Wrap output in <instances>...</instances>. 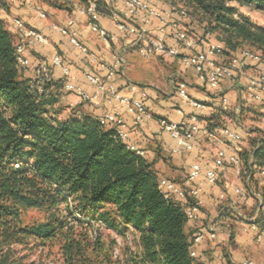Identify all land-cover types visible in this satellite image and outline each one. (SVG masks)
<instances>
[{
	"label": "trees",
	"instance_id": "trees-1",
	"mask_svg": "<svg viewBox=\"0 0 264 264\" xmlns=\"http://www.w3.org/2000/svg\"><path fill=\"white\" fill-rule=\"evenodd\" d=\"M77 1L82 6L94 1L101 15L110 13L104 0ZM173 2L186 6L177 18L182 28L190 27L188 19L204 26L200 42H218L228 58L247 46L264 61V25L248 16L264 15V0ZM0 11H9L7 0H0ZM17 46L0 17V264H44L32 258L46 249H58L63 264H118L117 241L107 244L104 229L138 235L133 264H201L191 256L185 211L165 198L154 164L98 119L76 113L61 118L53 89L62 85L24 79ZM214 120H207L208 129L221 127ZM251 135L249 149L240 153L241 176L251 193H259L264 131ZM261 196L254 209L264 222V191ZM31 212L41 218L26 222Z\"/></svg>",
	"mask_w": 264,
	"mask_h": 264
},
{
	"label": "crops",
	"instance_id": "crops-1",
	"mask_svg": "<svg viewBox=\"0 0 264 264\" xmlns=\"http://www.w3.org/2000/svg\"><path fill=\"white\" fill-rule=\"evenodd\" d=\"M39 1H25L20 8L16 1L9 0V11H0V17L5 20L18 44L23 42V38L22 32L14 26L15 19L22 20L27 28L38 31L46 38V43H37L26 49L24 57L29 61V66L23 68V78L40 86L39 65L46 64L51 80L62 85L61 89H53V92L57 94L59 103L68 108V112L95 119L107 113L119 114L127 125L129 143L154 164L160 179H168L186 192L193 185L201 187L198 200L202 205L198 217L186 226V233L192 241L198 232L205 234L204 240L194 246L199 263L244 264L245 261H252L254 264H264V222L262 219L258 221L260 211L254 209L256 201L262 200L264 174H256L259 193L243 198L237 194V190L245 185L236 169L227 165L222 171L215 166L219 151L225 152L228 162L232 156H240L242 151L249 149L248 141L254 136L251 135L252 131H264V95L262 101H253L248 98L247 91L250 79L260 70L264 71V66L250 63L243 76L223 82L216 89H207L201 86L193 68L182 65L180 57L153 55L145 58L140 55L138 47L142 45L138 44L137 37L120 30L119 24L130 23L145 28L152 39L161 38L166 45L180 48L182 55L187 52L182 49L170 26L162 32L158 20L151 19L145 24V13H141L138 18H127L125 14L128 10L124 0H104L110 13L100 16L99 25L113 38L109 41L103 40L91 29L89 19L78 11L82 5L77 0H67L65 8L46 7L40 5ZM147 1L159 10H168L162 1ZM42 14L46 17L42 18ZM70 19L75 20L78 40L87 52L73 45L70 38L61 33L60 28H64ZM211 43L218 42H197L194 52L206 51ZM56 56H60L69 68L68 77L62 68L53 65ZM116 57L124 59L122 72L113 79L116 91L122 97L142 101L149 114L139 124H135V118L128 112L127 105L117 101L110 103L106 95L96 93V88L87 78V74L105 78L106 68L114 63ZM224 59L228 57L223 56ZM64 82L81 88L94 98L93 101L83 102L78 94L65 91ZM133 86L137 87L136 91L132 90ZM181 87L192 100L205 107L195 108L181 100L178 96ZM224 98L228 101L227 105H224ZM71 115L60 117L68 118ZM193 117L198 119L202 128L207 129V120L216 118L212 122L221 127L213 129L230 127L241 134L243 141H211L202 134L194 141V149L187 151L179 147L170 134L163 132L158 123L160 119H168L177 124L189 123ZM195 164L200 166L201 174L191 184L188 174ZM211 170L217 172L215 185L206 182V173ZM242 217L249 221L244 222ZM212 234L216 236L215 239L210 237Z\"/></svg>",
	"mask_w": 264,
	"mask_h": 264
},
{
	"label": "built area",
	"instance_id": "built-area-1",
	"mask_svg": "<svg viewBox=\"0 0 264 264\" xmlns=\"http://www.w3.org/2000/svg\"><path fill=\"white\" fill-rule=\"evenodd\" d=\"M127 7L125 16L127 18H138L141 13L146 14L145 24H148L151 19L158 20L161 25V31L170 26L177 41L180 43L183 50L187 54L182 55L180 48L170 47L161 38L152 39L149 37L148 32L145 28H139L130 23L119 24V29L130 35L137 37L138 44L142 45L138 47L140 55L145 58H149L153 55H160L163 57L176 58L180 57L182 65L193 68L198 76L199 82L202 87L207 89H216L223 82L232 81L235 78L241 77L245 73V69L250 63L256 66H264V61L261 56L251 51H243L238 56L229 57L227 60H223V46L219 43H211L206 51L194 52V47L197 42L191 37V35L185 31L181 24L178 22L176 17H183L185 11H162L152 6L147 0H124ZM78 11L90 21L91 29L98 33L103 40H112L113 38L102 29L99 25V18L101 14L97 10L96 3L89 2L87 6H80ZM42 18L46 16L41 15ZM14 26L17 30L22 32L23 42L17 46L18 62L21 67L29 66V61L24 57V53L27 48L33 47L35 44L46 43V38L38 31L27 28L24 22L20 19L14 20ZM61 33L64 36H68L73 45L81 49L83 52H87V49L80 43L75 31V20L70 19L64 28H60ZM53 65L58 68H62L63 73L66 77L70 75V70L63 63L60 56H56L53 60ZM124 67V59L116 57L113 64L106 68L107 76L100 78L87 74V78L90 83L96 88L97 94H104L107 96L108 101L120 102L127 105L128 112L135 118V124H139L144 116L149 117L146 111V107L142 101L130 100L122 97L115 88L113 79L114 77L122 72ZM38 79L40 82L51 81V74L46 64L42 63L39 65ZM63 89L70 93L78 94L83 102H92L94 98L83 92L81 88H77L70 82H64ZM133 91L137 90L136 86L132 87ZM39 91L42 92V88L39 87ZM248 98L253 101H262L264 95V71L260 70L258 74L250 79L247 87ZM178 96L181 100L187 102L192 107L204 108L203 104L192 100L186 90L181 87L178 90ZM228 101L224 98V105H227ZM181 113V112H180ZM99 122L102 126L114 129L121 141H123L129 150L136 152L138 155L143 156V152L137 150L134 146L129 143L127 125L124 119L117 113H107L100 117ZM161 130L171 135L176 140L179 147L192 151L194 149V141L198 139L202 134L208 140L211 141H225L240 143L243 141L241 134L236 132L234 129L224 126L220 129H207L202 128L196 117L191 118L189 123L177 124L169 121L168 119H160L158 121ZM227 165L233 166L238 175H242V161L239 155L232 156L227 162L225 159V152L219 151L215 159V166L219 170H225ZM264 174V171L261 172ZM201 168L195 164L191 167L188 174V181L191 184L200 177ZM218 176L215 170L208 171L206 173V182L210 185L217 183ZM159 187L166 199L173 198L178 204H180L187 216L188 221H195L198 217L202 202L198 200L199 194L201 193V187L193 185L189 192H186L178 184L168 180L161 179ZM237 194L243 198H249L251 192L246 188H240L237 190ZM264 209V207H263ZM244 222H248L249 219L246 217L241 218ZM212 239H215L214 234L210 235ZM205 238L203 232H198L193 240V247L191 256L196 258V252L194 246L201 243ZM220 264V263H219ZM244 264H254L252 261H245Z\"/></svg>",
	"mask_w": 264,
	"mask_h": 264
},
{
	"label": "rangeland",
	"instance_id": "rangeland-1",
	"mask_svg": "<svg viewBox=\"0 0 264 264\" xmlns=\"http://www.w3.org/2000/svg\"><path fill=\"white\" fill-rule=\"evenodd\" d=\"M7 1L9 3V0ZM14 1H16L19 4V7L22 8L23 6L21 4L28 0H14ZM159 1H162L164 4H166L168 6V10L186 11V6L180 2H173V0H159ZM32 2L33 1H30L29 3H32ZM90 2H93V1H90ZM39 4L46 5V7L47 6L48 7L57 6L58 8H65L68 2L67 0H40ZM242 12L247 14L248 11L243 9ZM248 16L251 17L259 25H264V15L256 13V12H251L250 14H248ZM188 22H190L189 24H191L190 27L183 25V29L187 31L196 42H200L199 40L203 38L202 35H203L204 26L200 25L198 20L197 21L195 20L194 22H192L188 19ZM246 50L248 51L252 50L256 52L257 54H260V52H258L257 50L251 49L246 46V47L240 48L236 53H233L231 57L238 56L241 52L246 51ZM56 106H57V110L60 112L61 117L68 116L70 114L73 115V112L72 111L68 112V110H66L68 108L64 107V105H61L59 103V100ZM249 126L251 127L252 125H249ZM250 127H247V128H250ZM39 218H41V216L38 213L31 212L25 217V221L30 222L32 219H39ZM123 232L126 234L124 237L119 236L116 232L109 231L107 229H104L102 231L103 237L105 238V242L107 244H111V242H113L114 240L117 241V246L114 247V255H115L114 259L118 261V264H133V260L135 259L136 253L139 250L138 235L131 229H123ZM57 252H58V249H53L52 251L46 249L42 254H41V251L37 252L33 256L32 259L40 258L44 262V264H63V261L61 260Z\"/></svg>",
	"mask_w": 264,
	"mask_h": 264
}]
</instances>
